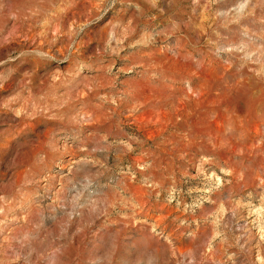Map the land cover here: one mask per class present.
<instances>
[{"label": "rangeland", "instance_id": "obj_1", "mask_svg": "<svg viewBox=\"0 0 264 264\" xmlns=\"http://www.w3.org/2000/svg\"><path fill=\"white\" fill-rule=\"evenodd\" d=\"M0 264H264V0H0Z\"/></svg>", "mask_w": 264, "mask_h": 264}]
</instances>
